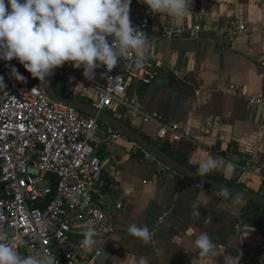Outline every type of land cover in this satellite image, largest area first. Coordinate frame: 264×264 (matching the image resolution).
<instances>
[{
	"label": "crops",
	"instance_id": "crops-1",
	"mask_svg": "<svg viewBox=\"0 0 264 264\" xmlns=\"http://www.w3.org/2000/svg\"><path fill=\"white\" fill-rule=\"evenodd\" d=\"M141 4L132 0L130 5L133 27ZM234 20L247 29L230 37L227 31ZM194 25L202 27L196 34L185 30L172 39L159 34L163 26ZM146 40L145 67L156 78L149 83L128 78L126 94L146 110L160 113L166 122L190 131V140H164L169 143V154L197 172L207 157L222 160L233 169L205 176L264 196V104H250L246 96H264V0H193L184 17L153 13ZM15 60L7 62L13 65ZM61 69L60 75L55 69L53 82L64 96L93 106L95 88L107 76L104 67L95 70L92 81L83 74L72 81V70L65 65ZM229 86L244 94L226 91ZM102 110L145 138L163 143L156 141L155 123L128 117L123 105ZM99 122L100 142L95 151L107 165L116 167L115 172L103 170L92 194L109 213L114 227L103 264H136L139 255L150 257V264H223L225 254L234 256L237 264H262L261 234L243 217L248 200L226 197L164 168L129 138ZM118 202L120 208L115 206ZM195 208L199 218L191 215ZM162 213L165 216L159 222ZM132 222L149 228V243L127 233ZM200 232H207L217 243L214 259L200 256L192 243ZM82 236L69 235L77 243ZM79 252L86 256L89 250L80 244ZM34 255L39 256L38 252Z\"/></svg>",
	"mask_w": 264,
	"mask_h": 264
},
{
	"label": "built area",
	"instance_id": "built-area-1",
	"mask_svg": "<svg viewBox=\"0 0 264 264\" xmlns=\"http://www.w3.org/2000/svg\"><path fill=\"white\" fill-rule=\"evenodd\" d=\"M152 15L142 3L135 28L145 36L150 33ZM201 29L200 25L163 26L159 34L172 39L185 30L196 34ZM246 29L243 22L234 20L227 32L232 37ZM145 60L135 70L136 57L129 52L111 72L104 68L107 76L95 88L93 107L102 110L120 104L128 117L155 123L157 138L192 139L189 130L166 122L160 113L146 110L136 98L127 96L128 78L145 83L155 80L156 75L146 70ZM6 65L11 64L0 60V76L6 75L9 82V88L0 93V229L9 234V243L18 245L21 255L35 256L36 251L40 257L50 252L58 264H99L97 256L114 227L109 213L94 201L92 194L104 169L116 171L114 164L107 165L95 151L100 142L99 120L49 99L39 82L18 84ZM64 65L72 70L71 80L78 81L83 69H75L67 62ZM56 70L59 75L63 72L61 67ZM225 90L244 94L234 86ZM246 96L250 104H264L262 95ZM121 205L118 202L115 206ZM164 216L165 213L159 216V222ZM89 228L95 229L96 243L83 256L79 247ZM75 232L83 235L78 243L69 237Z\"/></svg>",
	"mask_w": 264,
	"mask_h": 264
},
{
	"label": "clouds",
	"instance_id": "clouds-1",
	"mask_svg": "<svg viewBox=\"0 0 264 264\" xmlns=\"http://www.w3.org/2000/svg\"><path fill=\"white\" fill-rule=\"evenodd\" d=\"M153 13L163 17H184L191 11L193 0H140ZM132 0H0V60L16 59L33 78L45 83L54 69L66 62L75 69H83V76L92 81L95 70L104 67L111 72L129 52L136 57L137 68L142 67L147 48L145 34L133 27L130 19ZM111 37V42L108 38ZM10 75L18 82L26 78L15 66ZM0 76V89H4ZM233 165L214 157L199 163L198 175L216 170L230 171ZM227 197L228 193L225 191ZM191 215L199 218L197 208ZM127 233L145 244L152 239L146 225L132 222ZM95 229L84 233L81 248L89 251L95 245ZM199 255L214 259L218 245L207 232L195 235L192 241ZM9 234L0 229V264H58L50 252L40 257L21 255ZM264 262V257L261 258ZM136 264H150V257L139 255ZM223 264H237L232 255L223 256Z\"/></svg>",
	"mask_w": 264,
	"mask_h": 264
},
{
	"label": "water",
	"instance_id": "water-1",
	"mask_svg": "<svg viewBox=\"0 0 264 264\" xmlns=\"http://www.w3.org/2000/svg\"><path fill=\"white\" fill-rule=\"evenodd\" d=\"M15 64V63H14ZM14 64L12 66H14ZM4 77V84L5 88H9V82L6 77V75H1ZM40 83L41 88L47 95V97L51 100L61 102L64 104L71 105L75 107L80 112H84L90 116H93L97 118L99 121H102L118 132H120L125 137L129 138L132 142L137 144L139 147L144 149L146 152H148L150 155H152L154 158L158 159L160 162H162L165 166L169 167L170 169L174 170L175 172L183 175L184 177L200 184L203 186L210 187L212 189H215L217 191H220L224 193L225 191L228 193V195H232L238 198H241L243 200L252 201L254 203L260 204L264 206V196L253 193L250 191H245L236 187H233L231 185H228L226 183H223L219 180H215L212 178H209L207 176H200L198 175L197 171L192 170L185 164L179 162L174 157H172L169 153L162 150L157 143L154 141H151L147 138H145L142 134L132 129L130 126L126 125L125 123L119 121L115 117H112L108 113H106L103 110H99L94 108L92 105H87L85 103H82L81 101H77L73 98L62 96L59 93L56 92L53 86V75L46 78V82L43 83L38 80ZM3 91V89H0V93ZM156 141L162 142L163 139L157 138ZM108 243L107 241L103 244L102 252L97 256V262L99 264H103L106 255L108 253L107 250ZM109 247V246H108ZM264 264V262H262Z\"/></svg>",
	"mask_w": 264,
	"mask_h": 264
},
{
	"label": "trees",
	"instance_id": "trees-1",
	"mask_svg": "<svg viewBox=\"0 0 264 264\" xmlns=\"http://www.w3.org/2000/svg\"><path fill=\"white\" fill-rule=\"evenodd\" d=\"M14 66L17 68L18 72L26 78L25 83L18 82V84H27V85H34L38 82V79L33 78L31 74L26 71L22 64H20L17 60H15ZM54 89L57 93L64 96L63 91L59 89V87L53 82ZM100 123V122H99ZM169 143L167 141H163L159 147L168 152ZM181 162V161H180ZM249 206H246L244 209L243 217L248 219L253 226H256L261 234L262 243L264 245V206L254 203L252 201H248ZM262 256L264 257V250L262 251Z\"/></svg>",
	"mask_w": 264,
	"mask_h": 264
},
{
	"label": "rangeland",
	"instance_id": "rangeland-1",
	"mask_svg": "<svg viewBox=\"0 0 264 264\" xmlns=\"http://www.w3.org/2000/svg\"><path fill=\"white\" fill-rule=\"evenodd\" d=\"M37 252L35 251V254H36Z\"/></svg>",
	"mask_w": 264,
	"mask_h": 264
}]
</instances>
